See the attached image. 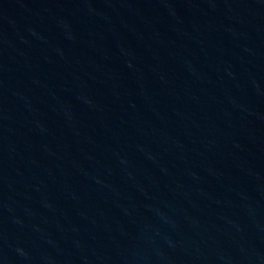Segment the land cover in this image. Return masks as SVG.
I'll return each mask as SVG.
<instances>
[{"label": "water", "instance_id": "water-1", "mask_svg": "<svg viewBox=\"0 0 264 264\" xmlns=\"http://www.w3.org/2000/svg\"><path fill=\"white\" fill-rule=\"evenodd\" d=\"M0 264H264V0H0Z\"/></svg>", "mask_w": 264, "mask_h": 264}]
</instances>
